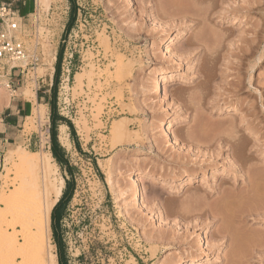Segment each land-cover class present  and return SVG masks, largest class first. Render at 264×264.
Segmentation results:
<instances>
[{
  "label": "rangeland",
  "instance_id": "1",
  "mask_svg": "<svg viewBox=\"0 0 264 264\" xmlns=\"http://www.w3.org/2000/svg\"><path fill=\"white\" fill-rule=\"evenodd\" d=\"M45 1L0 18L26 49L0 62V193L19 185L20 153H51L49 180L65 186L46 252L59 264H264L248 242L264 240V0ZM162 70L173 77L161 93ZM116 122L127 137L114 139ZM228 139L250 158L242 172Z\"/></svg>",
  "mask_w": 264,
  "mask_h": 264
},
{
  "label": "bare ground",
  "instance_id": "2",
  "mask_svg": "<svg viewBox=\"0 0 264 264\" xmlns=\"http://www.w3.org/2000/svg\"><path fill=\"white\" fill-rule=\"evenodd\" d=\"M45 2H47V0ZM202 2H203L202 0H196V3L194 1V3L197 4V6L201 5ZM188 20H190V22L194 26L197 24V22H200L199 15H194ZM174 43H175L174 40L170 41V43L167 45L168 51L171 50L170 47ZM126 66L121 61H119V63L117 64L115 79H117L118 82H121V79L123 77L122 74L126 71L125 68ZM127 69L130 70V68ZM131 73L132 72L130 71V74ZM82 76L83 75L80 73L77 74L78 83H81ZM172 77L173 76L169 77L167 73L164 70H162L160 72L159 77L157 78L155 88L162 93L163 83L165 82L168 83L169 79L171 80ZM166 96L167 95L165 94L164 97ZM173 124H174V119H171V121L168 122V127L165 129L166 130L165 132L167 133L168 136L171 137L169 138L172 140L171 142L175 143L176 141L177 142L179 141L176 140V137L173 136L172 133L169 131L170 128L173 127ZM65 128L66 127L62 128V135L65 134ZM112 134L114 139L127 137L130 134V130L128 129L127 125L122 124L120 122H116L113 125ZM61 139L64 140L65 136L64 135L61 136ZM225 142H226L225 143L226 151H229L231 153V160L233 167L238 172L244 171L246 169L245 164H247L246 158L247 159L250 158L248 157L245 158V156L242 154L243 148L240 144H237L234 141L232 142L229 139L225 140ZM18 157L19 160L18 163L16 164L17 167L16 165L15 167L17 169V180L19 182V185L16 186L15 189L11 190L10 192H5L3 190L0 193V249L4 245L8 247V249L12 248L13 249L12 252L15 251L17 255L19 253V255H21V258L23 257L22 262L16 263L15 260H13L16 254L15 255L13 254V259L10 258L12 260L11 264H59L58 256L54 253V249H56V246L54 245L48 246L47 247L48 252H46L47 250L46 239H48L52 234V230L50 228L51 214L55 205L57 204V201H59V199L63 194L62 190L65 186L64 181H62L61 184L58 186L54 183H51L49 180L50 178L49 175L53 173V167H52L53 157L51 153H45L43 156L38 157L37 153L22 152L18 155ZM36 173L38 174V176L36 175L34 177L33 174ZM32 175L33 177L31 178ZM261 181L264 182V177L261 178ZM234 196L235 195L232 196L231 202L234 199ZM229 204L230 201L228 200L225 204L226 205L225 207H227V205ZM31 210L34 212L33 215L35 217L33 224V226L35 227V231L31 230L28 222L26 221V215L27 213L31 212ZM8 216H10L12 219H8ZM7 224L8 226H11L13 228L14 232H18L21 234V237L23 238L24 242L18 241L19 236L17 237L16 236L17 234L13 235L12 233V236H8L9 232H7L5 228V225ZM251 238L250 237L249 239L247 238L250 244L254 245L255 247L258 246V248L260 249L264 247V240L261 239V237L254 238L252 236ZM4 249L6 250V248ZM8 256H10V254ZM248 262L249 264H251L253 261L248 260ZM6 263L9 264L10 262H8L7 260Z\"/></svg>",
  "mask_w": 264,
  "mask_h": 264
},
{
  "label": "built area",
  "instance_id": "3",
  "mask_svg": "<svg viewBox=\"0 0 264 264\" xmlns=\"http://www.w3.org/2000/svg\"><path fill=\"white\" fill-rule=\"evenodd\" d=\"M18 1L20 0H0V18L9 16L13 10V3ZM25 59L26 49L24 45L17 42L9 32L0 30V62L5 61L6 64H11ZM0 79H3L1 70Z\"/></svg>",
  "mask_w": 264,
  "mask_h": 264
},
{
  "label": "trees",
  "instance_id": "4",
  "mask_svg": "<svg viewBox=\"0 0 264 264\" xmlns=\"http://www.w3.org/2000/svg\"><path fill=\"white\" fill-rule=\"evenodd\" d=\"M61 61V57L59 58V62ZM59 70V69H58ZM55 122H53V128L55 127ZM52 153H53V156L55 157V159H57L60 163L64 164V162H62V160L60 159V156H59V152L57 150V140H56V136L55 134L53 133V137H52ZM56 210V208H55ZM54 210V212H55ZM53 212V220L56 218V213ZM59 246V244H58ZM60 247V246H59ZM60 264H63V262L61 261Z\"/></svg>",
  "mask_w": 264,
  "mask_h": 264
},
{
  "label": "crops",
  "instance_id": "5",
  "mask_svg": "<svg viewBox=\"0 0 264 264\" xmlns=\"http://www.w3.org/2000/svg\"><path fill=\"white\" fill-rule=\"evenodd\" d=\"M48 92H49V91H48ZM7 126H8V127H11V125H6V127H7ZM59 201H60V200H59Z\"/></svg>",
  "mask_w": 264,
  "mask_h": 264
}]
</instances>
